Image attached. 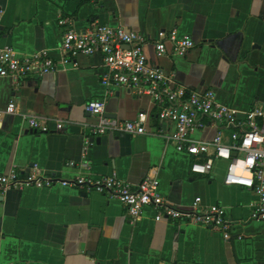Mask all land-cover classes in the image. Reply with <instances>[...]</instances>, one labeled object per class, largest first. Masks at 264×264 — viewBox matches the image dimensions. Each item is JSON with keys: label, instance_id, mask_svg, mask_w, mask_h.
Returning a JSON list of instances; mask_svg holds the SVG:
<instances>
[{"label": "crops", "instance_id": "1", "mask_svg": "<svg viewBox=\"0 0 264 264\" xmlns=\"http://www.w3.org/2000/svg\"><path fill=\"white\" fill-rule=\"evenodd\" d=\"M0 15L1 45L21 57L45 50L56 62L54 72L29 76L18 87L0 77V110L14 99L20 114L65 122L60 133L34 134L20 114L0 115V173L36 165L68 180L114 173L132 186L153 177L177 208L194 200L221 205L242 237L227 242L217 230L155 222L151 209L131 222L106 196L30 188L0 196V264H264V221L249 219L256 196L223 183V162L209 176L193 175L189 158L156 136L91 135L97 118L85 111L89 101H104L105 116L121 121L148 114L147 131L160 125L156 108L149 96L102 85L100 55L63 62L57 25L60 17H71L76 31L107 24L140 33L149 38V63L177 86L212 90L219 103L242 114L264 107V0H0ZM172 30L195 47L184 56L156 58L153 42Z\"/></svg>", "mask_w": 264, "mask_h": 264}, {"label": "built area", "instance_id": "2", "mask_svg": "<svg viewBox=\"0 0 264 264\" xmlns=\"http://www.w3.org/2000/svg\"><path fill=\"white\" fill-rule=\"evenodd\" d=\"M57 25L63 29L59 48L63 62H72L79 55H100L106 70L101 76L102 85L124 87L136 96H149L156 108L160 125L147 131L148 114L140 112L133 120L121 121L105 116L104 101H89L85 111L97 118L90 125L92 136H156L166 146L186 155L190 160L189 172L198 176L211 175L215 164L223 162V183L253 192L256 199L249 219L264 221V107L254 106L238 114L231 106L219 103L212 90L177 86L171 76L149 63L144 52L149 38L140 33L107 24H93L86 30L76 31L71 17H60ZM159 37L153 42L156 58L167 54L184 56L195 47L190 37H178L175 30L160 33ZM55 67V60L45 50L21 57L10 46L0 44V77L8 78L15 87L29 76L50 74ZM17 114L20 112L14 99L0 110V115ZM20 116L28 131L34 134L60 133L65 127V122L56 118L29 113ZM85 152L86 147L83 157ZM65 165L76 166L74 162ZM80 166L88 168L89 165ZM56 186L117 200L131 222L151 209L155 222H180L217 230L227 242L242 239L233 231L234 223L221 205L202 206L194 200L187 209L177 208L161 196L159 181L153 177L132 186L114 173L98 177L76 175L68 180L42 172L36 165L27 170L11 168L0 173V196L9 191Z\"/></svg>", "mask_w": 264, "mask_h": 264}, {"label": "water", "instance_id": "3", "mask_svg": "<svg viewBox=\"0 0 264 264\" xmlns=\"http://www.w3.org/2000/svg\"><path fill=\"white\" fill-rule=\"evenodd\" d=\"M2 30V28L0 27V31Z\"/></svg>", "mask_w": 264, "mask_h": 264}]
</instances>
